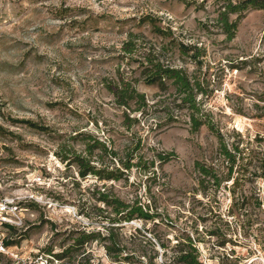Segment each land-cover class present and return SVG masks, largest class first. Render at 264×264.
Masks as SVG:
<instances>
[{"label": "rangeland", "instance_id": "1", "mask_svg": "<svg viewBox=\"0 0 264 264\" xmlns=\"http://www.w3.org/2000/svg\"><path fill=\"white\" fill-rule=\"evenodd\" d=\"M216 10L215 0H0V126L13 134L0 132V202L7 204L9 218H15L14 211L19 215L22 222L17 227L27 232L18 245L0 251V264H57L41 252L52 237L46 220L55 222L60 231L92 229L71 198L77 172L65 173L64 164L53 154V136L15 126L10 118L32 119L61 133L89 130L111 138L119 150L129 146L133 139L122 126V112L104 80L117 64L127 70L118 55L130 31L144 35L147 46L162 43L152 25L138 24L144 15L157 18L159 26L172 27L183 42L206 49L204 60L216 88L206 108L229 147L239 144L241 149L234 169L239 186L232 179L217 197L206 198L198 191L194 162L222 170L217 136L206 126L192 133L185 123L156 127L158 121L145 119V155L177 154L158 169L159 178L148 183L153 197L182 227L205 214L206 227L198 224L205 238L199 244L205 264H264V117H259L264 114V102L259 100L264 96V10L248 12L231 41L215 24ZM168 58L184 64L177 55ZM138 88L151 103L159 93L143 81ZM130 180L141 188L120 181L113 183L114 191L123 198L137 192L150 197L147 183L135 171ZM95 182L89 178L82 187ZM32 200L38 203L34 209L20 205ZM220 226L235 245L228 242L221 247L217 236L209 235ZM131 227L143 223L134 221L125 230L129 233ZM160 230L175 242L174 229L163 225ZM15 234L0 226L2 238ZM92 250L103 264H110L100 245L94 243Z\"/></svg>", "mask_w": 264, "mask_h": 264}, {"label": "trees", "instance_id": "2", "mask_svg": "<svg viewBox=\"0 0 264 264\" xmlns=\"http://www.w3.org/2000/svg\"><path fill=\"white\" fill-rule=\"evenodd\" d=\"M215 4V24L225 34L227 41L235 38L239 22L248 12L264 10V0H215ZM146 23L152 25L154 32L162 38L160 46H147L144 35L130 31L118 55L126 63L127 70L121 69V63L117 64L114 73L104 80L114 105L122 112V126L133 139L129 146L119 150L111 138L104 139L89 130L61 133L32 119L10 118L15 126H26L52 135L55 141L53 154L64 164L65 173L71 169L77 172V177L74 176L72 181L75 192L71 198L78 215L85 217L92 229L80 226L60 231L55 222L46 220L52 237L41 252L51 262L103 264L92 250V245L97 243L104 249L110 264H205L199 249V244L205 242V238L198 226L201 222L206 227L205 214H199L184 227L176 225L166 208L158 205L152 194V185H148L159 178L158 169L177 154L160 151L155 152L153 158L145 155V119L158 121L156 127L185 123L192 133L208 127L218 138L222 170L220 166L196 160L198 191L206 198L217 197L225 188V182L233 179V184L239 186V180L234 176L241 155L239 144L229 147L224 133L216 126L211 112L206 108L207 99L216 90L209 72L211 67L206 66L204 60L206 49L198 44L183 42L172 27L159 26L158 19L151 15L138 19L139 25ZM168 55H177L184 64L174 63ZM187 63L194 66H185ZM137 72L139 76H136ZM140 81L159 89L152 103L147 94L139 90ZM259 100L264 102V96ZM232 107L237 113H242L235 106ZM259 117H264V114ZM96 123L98 125V121ZM0 132L13 135L3 126H0ZM261 169L264 172V158L261 159ZM134 171L143 184L147 183L146 191L150 197L143 198L137 192L131 198H123L114 191L113 183L120 181L141 188L142 184L130 180ZM89 178H95L96 182L83 188V182ZM20 205L34 209L38 203L32 200ZM261 205L259 202L258 206ZM192 210L190 207L189 213ZM134 221H141L143 227H131L128 233L126 225ZM149 223L152 228H146ZM163 225L178 233L174 243L167 231L161 232ZM4 230L16 233L14 237L4 239L6 247L18 245L27 233L10 224H4ZM209 235L217 236L221 247L228 242L235 245L232 235L229 238L228 230L221 226L210 230Z\"/></svg>", "mask_w": 264, "mask_h": 264}, {"label": "built area", "instance_id": "3", "mask_svg": "<svg viewBox=\"0 0 264 264\" xmlns=\"http://www.w3.org/2000/svg\"><path fill=\"white\" fill-rule=\"evenodd\" d=\"M7 209H8L7 204L0 202V226L4 227V224H10L17 227L18 226L17 224L19 223L21 224L22 222L19 215L14 211L15 218L14 219L9 218L7 215L9 211ZM15 209H17V207H15ZM4 239L5 238H2V235H0V251H5V248H10L4 245Z\"/></svg>", "mask_w": 264, "mask_h": 264}]
</instances>
